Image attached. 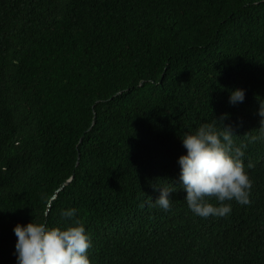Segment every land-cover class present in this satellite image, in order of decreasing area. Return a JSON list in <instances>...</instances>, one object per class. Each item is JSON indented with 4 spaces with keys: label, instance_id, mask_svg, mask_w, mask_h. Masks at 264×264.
<instances>
[{
    "label": "trees",
    "instance_id": "obj_1",
    "mask_svg": "<svg viewBox=\"0 0 264 264\" xmlns=\"http://www.w3.org/2000/svg\"><path fill=\"white\" fill-rule=\"evenodd\" d=\"M260 102L264 0H0V264L18 223L64 227L68 208L90 264H264ZM221 116L251 203L205 219L177 186L169 212L148 208L180 136Z\"/></svg>",
    "mask_w": 264,
    "mask_h": 264
},
{
    "label": "clouds",
    "instance_id": "obj_2",
    "mask_svg": "<svg viewBox=\"0 0 264 264\" xmlns=\"http://www.w3.org/2000/svg\"><path fill=\"white\" fill-rule=\"evenodd\" d=\"M246 91H230L229 104L243 103ZM260 135L249 143L264 141V103L260 102ZM221 116L210 123L200 124L195 131L180 136L186 150L178 158L179 175L175 182L153 190L158 195L147 201L148 208L169 212L173 207L172 194L177 186L185 193L188 209L201 218L225 217L232 212L229 201L240 205L251 203L252 181L244 162L247 144L234 143L231 127H225ZM252 164L249 162L247 168ZM215 200L216 203L211 202ZM64 227H50L46 220L17 224L15 255L17 264H90L91 236L77 219V209L61 210Z\"/></svg>",
    "mask_w": 264,
    "mask_h": 264
},
{
    "label": "water",
    "instance_id": "obj_3",
    "mask_svg": "<svg viewBox=\"0 0 264 264\" xmlns=\"http://www.w3.org/2000/svg\"><path fill=\"white\" fill-rule=\"evenodd\" d=\"M94 123H95V119H94L92 125H93ZM81 141H82V138H81ZM81 141H80V142H81ZM79 158H80V153H79ZM73 177H74V176H72L70 179H68V180L66 181V184L69 183V182L73 179ZM62 188H63V186L61 187V189H62Z\"/></svg>",
    "mask_w": 264,
    "mask_h": 264
}]
</instances>
